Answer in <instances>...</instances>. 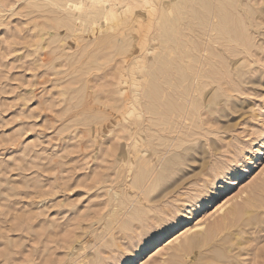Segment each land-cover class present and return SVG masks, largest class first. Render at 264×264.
<instances>
[{"label": "rangeland", "instance_id": "374dc122", "mask_svg": "<svg viewBox=\"0 0 264 264\" xmlns=\"http://www.w3.org/2000/svg\"><path fill=\"white\" fill-rule=\"evenodd\" d=\"M259 200L264 0H0V264H256Z\"/></svg>", "mask_w": 264, "mask_h": 264}, {"label": "bare ground", "instance_id": "6f19581e", "mask_svg": "<svg viewBox=\"0 0 264 264\" xmlns=\"http://www.w3.org/2000/svg\"><path fill=\"white\" fill-rule=\"evenodd\" d=\"M206 32V31H205ZM193 81V80H192ZM193 89V88H192ZM149 112V111H148ZM184 112V111H183ZM185 113V112H184ZM190 115V114H189ZM188 118V117H187ZM182 120V119H181ZM187 120V119H186ZM185 122V121H184ZM175 125V124H174ZM140 127V126H139ZM219 164V163H218ZM221 167V166H220ZM224 169V168H223ZM216 170V169H215ZM220 171H221V169H220ZM223 171V170H222ZM221 171V172H222ZM215 172H217V171H215ZM218 173L219 172H217V174H216V176L218 175ZM223 173V172H222ZM223 174H225V173H223ZM222 174V175H223ZM219 175H221V173L219 174ZM221 175V176H222ZM167 177V176H166ZM213 177H214V175H213ZM183 187V184L181 183V182H178L177 184H174V186H173V190L174 191H176V190H179V189H181ZM143 190V189H142ZM258 191V190H257ZM254 202V201H253ZM253 202H252V204H253ZM247 205V204H246ZM255 205H264V202L263 201H261V200H259L258 201V203L256 204L255 203ZM243 207V206H242ZM241 207V208H242ZM150 208V207H149ZM255 208V207H254ZM243 209V208H242ZM242 209H237V207H235L234 209H232V212L230 213V215L228 214V217H225V218H223V220L221 221V222H219L218 224H216V225H214V227L213 228H211L209 231V233H206L205 235H201V237H199V238H197V237H193V238H190L188 241H187V243H183V245H182V248L183 249H186V248H188L189 246L191 247V246H193V244L195 243V242H197V241H199V240H208L210 237H211V235H212V233H218V234H220L221 232L222 233H224V232H226L231 226H233V221H232V219H241V218H238V217H240V215H245V216H247V218L246 219H250V215H249V218H248V213H244V209L242 210ZM252 209V208H251ZM250 211V210H249ZM253 212V211H252ZM242 215V216H243ZM253 217H251V219H252ZM240 221V220H239ZM253 224V223H252ZM232 229V228H231ZM199 234V233H198ZM233 233H227V234H223L222 236H221V238L223 237V236H225V235H227L226 236V239H228V243L231 241V239L233 240V238H234V240L236 241V243H237V241H238V235H232ZM231 236V237H230ZM215 237H217V236H215ZM233 240V241H234ZM223 244H224V242H223ZM226 244V243H225ZM234 245H235V242H233V245L232 246H228V244L225 246V247H223V249H222V253L221 252H219V250H217L216 252H214V258H216V257H218L219 255H223L224 253L226 254L227 253V251L228 252H230V250H232L233 248H234ZM181 248V249H182ZM228 254V253H227ZM225 256V255H224ZM263 256H264V249H262V250H257V251H255L254 252V262L256 263V264H262L263 263ZM175 257H176V255H175ZM183 257V256H182ZM211 261H213L211 258L209 259V261L208 260H205V261H202V264H211ZM232 261V260H231ZM129 262H130V260H128L125 264H129ZM171 262V261H170ZM214 262V261H213ZM217 262H219V261H217ZM214 263H216V262H214ZM220 263V262H219ZM229 264H233V261L232 262H228ZM228 263H226V264H228ZM222 264H225L224 262H222Z\"/></svg>", "mask_w": 264, "mask_h": 264}]
</instances>
